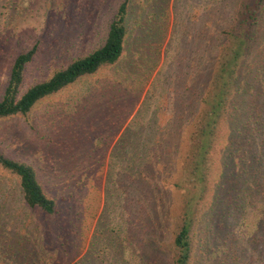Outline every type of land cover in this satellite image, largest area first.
Wrapping results in <instances>:
<instances>
[{
    "label": "rangeland",
    "instance_id": "rangeland-1",
    "mask_svg": "<svg viewBox=\"0 0 264 264\" xmlns=\"http://www.w3.org/2000/svg\"><path fill=\"white\" fill-rule=\"evenodd\" d=\"M122 1L0 0V100L19 54L36 49L21 95L100 48ZM133 2L115 67L0 119V152L31 166L56 206L53 215L28 208L19 179L0 169V264H172L179 157L217 52L211 31L226 29L237 0H208L217 17L197 11L198 0ZM260 43L243 62L247 78ZM248 81L251 122L232 135L233 160L213 165L190 264H264V75Z\"/></svg>",
    "mask_w": 264,
    "mask_h": 264
},
{
    "label": "trees",
    "instance_id": "trees-1",
    "mask_svg": "<svg viewBox=\"0 0 264 264\" xmlns=\"http://www.w3.org/2000/svg\"><path fill=\"white\" fill-rule=\"evenodd\" d=\"M138 1L142 2L143 8L147 5L155 7L154 1ZM198 1L200 2L195 7L197 11L207 7L209 17L219 15V7L215 9V5L209 4L208 0ZM132 2L133 0L121 2L109 25L104 44L100 48L86 56L72 58L65 67L55 71L50 78L33 85L21 95L19 89L24 70L32 61L36 49L32 48L19 54L13 62L7 86L0 100V119L27 115L34 105L45 97L56 94L101 69L115 67L127 52V43L131 34L127 28L128 21L125 24V19L127 15L130 16L134 3ZM263 17L264 0H237L235 15L230 17L226 29L217 30L218 27H214V31H211L212 35L216 34L214 39L217 52L214 61L212 58V64L209 65L210 76L207 79L199 78L202 95L200 98L196 97L198 105L195 106L194 119L190 120L187 149L182 157H179L181 175L179 181L174 182L175 189L180 191L183 207L178 222H175V236L170 245L175 250L171 258L172 264H190L192 257L190 232L195 226L194 223L206 198L208 181L214 170L213 165H217L218 169L221 161L233 160L236 151L232 135L242 123L246 125L251 122L255 100L248 93L252 89V82L248 79L255 81L257 77L264 75V47L255 50V54L259 51V57L256 58L255 64L250 65L252 71H246L249 74L248 78L242 69L255 46L260 42H262L260 45L264 46V25L260 27ZM198 58L201 59V55ZM243 79L247 81H242ZM244 87L246 88L243 89ZM245 99L249 100V104H246ZM223 125L227 127L225 143L227 142L228 148H225V151H223L225 144L220 145L217 141L222 136ZM220 159L221 161L218 162ZM0 169L19 179L22 198L28 208L39 209L48 215L55 214V202L46 196L31 166L12 160L0 152ZM122 170L126 171V169ZM246 171H249L248 168ZM135 174L133 178L137 180L138 172L136 171ZM162 217L167 218V214L163 213Z\"/></svg>",
    "mask_w": 264,
    "mask_h": 264
},
{
    "label": "crops",
    "instance_id": "crops-1",
    "mask_svg": "<svg viewBox=\"0 0 264 264\" xmlns=\"http://www.w3.org/2000/svg\"><path fill=\"white\" fill-rule=\"evenodd\" d=\"M151 2H153V1H155V0H150ZM151 8H153V6H151ZM154 9H156L155 7H154ZM156 17V15H154V17H153V19ZM158 33V32H157Z\"/></svg>",
    "mask_w": 264,
    "mask_h": 264
}]
</instances>
